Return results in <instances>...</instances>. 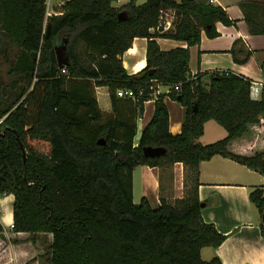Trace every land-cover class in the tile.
Here are the masks:
<instances>
[{"label":"trees","instance_id":"obj_1","mask_svg":"<svg viewBox=\"0 0 264 264\" xmlns=\"http://www.w3.org/2000/svg\"><path fill=\"white\" fill-rule=\"evenodd\" d=\"M114 1L63 0L62 12L47 16L46 0H0V195H14L11 231L43 234L48 264H223L200 253L225 235L201 215L199 162L220 154L264 174V149L243 155L228 147L264 118V97L253 99L250 79L240 74L214 72L204 83L189 75L188 63L201 31L215 36L217 21L234 20L200 0ZM162 11L173 12L167 29ZM134 37L147 39L146 64L128 74L122 54ZM157 37L187 46L162 50ZM237 43L231 53L242 63L250 51L236 50ZM56 44L66 45L62 67ZM98 85L108 87L110 115L98 107ZM162 85L185 108L181 131H169V112L158 95L135 145L143 103ZM120 88L136 94L126 97L125 112ZM209 119L226 135L202 144L196 139ZM146 146L166 152L145 156ZM175 162L183 163L190 181L182 198L157 207L146 197L133 201L135 166ZM249 200L262 216L264 189L251 190Z\"/></svg>","mask_w":264,"mask_h":264},{"label":"crops","instance_id":"obj_2","mask_svg":"<svg viewBox=\"0 0 264 264\" xmlns=\"http://www.w3.org/2000/svg\"><path fill=\"white\" fill-rule=\"evenodd\" d=\"M62 1L52 0L49 7L51 15L62 12L59 8ZM127 1L117 0L113 5L120 6ZM144 1L137 0V3ZM200 1L221 6L234 23L228 25L217 21L213 28L215 36H208L205 31H201L199 43L189 47V75L197 76L207 83L210 74L214 72L240 74L250 79L251 83H257V96L253 99L264 97V0ZM156 41L162 50L187 46L184 41L172 38L157 37ZM235 41H238L236 50L250 51L245 62L235 61L231 53ZM146 47V37H134L129 48L124 51L122 64L128 74H134L145 66ZM166 91L167 86H159L157 91L144 101L142 114L136 119L135 145L143 128L153 116L158 95L164 96L169 112V131L172 134L181 131L185 108L177 100L170 98ZM94 96L100 110L106 115L112 114L108 87L95 86ZM118 99L121 100L122 111L125 112V106L130 105L128 98L118 96ZM225 135L226 130L209 119L204 123L203 134L196 141L207 144ZM228 147L231 151L243 155L263 150L264 118H261L259 123L250 125L248 130L233 139ZM185 176L182 162L162 166L137 165L132 171L133 201L136 191L139 192V198L146 197L152 207L160 205L162 200L173 202L182 198L185 189L190 186L188 179L184 182ZM198 181V197L203 203L201 215L225 235L217 247L210 246V250L202 248L201 251H208L206 253L209 259L214 255L218 256L223 264H264L262 216L249 200L251 190L256 187L264 189V174L251 170L229 157L215 154L210 159L199 162ZM13 200L12 193L0 195V220L3 225L1 233L11 230ZM6 211L9 212L8 215Z\"/></svg>","mask_w":264,"mask_h":264},{"label":"rangeland","instance_id":"obj_3","mask_svg":"<svg viewBox=\"0 0 264 264\" xmlns=\"http://www.w3.org/2000/svg\"><path fill=\"white\" fill-rule=\"evenodd\" d=\"M51 2L52 0H50V5ZM168 20H173V12H161V21L167 22ZM186 180L187 178L185 176L184 182ZM189 187L185 189V192ZM138 195L139 192L136 191L135 203L140 201ZM47 242L48 240L43 234L16 233L11 230L7 233H0V264H48L45 255ZM210 248V246L203 247L204 250H210ZM201 252V257L204 260H208L209 256L206 253L208 251Z\"/></svg>","mask_w":264,"mask_h":264},{"label":"water","instance_id":"obj_4","mask_svg":"<svg viewBox=\"0 0 264 264\" xmlns=\"http://www.w3.org/2000/svg\"><path fill=\"white\" fill-rule=\"evenodd\" d=\"M122 13L119 14V17L122 18ZM49 32V26H47V35ZM66 45L65 44H56L55 45V51H56V57H57V63L59 67H62L63 65L68 63V55L65 53ZM194 110H196V106H194ZM99 144H103L104 141L102 139H99L97 141ZM20 146L22 148V154L23 159L25 158V151L23 149V145L20 143ZM143 152L145 156H159L161 154H164L166 152V149L164 147H151L146 146L143 147ZM203 206V203L201 204V207ZM262 223H263V230H264V213L262 215Z\"/></svg>","mask_w":264,"mask_h":264},{"label":"built area","instance_id":"obj_5","mask_svg":"<svg viewBox=\"0 0 264 264\" xmlns=\"http://www.w3.org/2000/svg\"><path fill=\"white\" fill-rule=\"evenodd\" d=\"M49 5H50V0H46V15L47 16L51 15L49 12ZM162 13H163V11H162ZM162 25H163L164 29H167L171 25V20L170 21L168 20L167 22L165 21L164 24H162ZM61 71L66 72V70L64 68H62ZM224 73L227 74L228 72H224ZM257 88L258 87H257L256 82H252L250 84V92L249 93H250V96L252 98L257 96ZM174 89L179 90V85L178 84L174 85ZM167 91H168V87H167ZM116 93L118 96H121V97H130L133 99L136 98V94H135L133 89H122V88H120V89H117Z\"/></svg>","mask_w":264,"mask_h":264},{"label":"bare ground","instance_id":"obj_6","mask_svg":"<svg viewBox=\"0 0 264 264\" xmlns=\"http://www.w3.org/2000/svg\"><path fill=\"white\" fill-rule=\"evenodd\" d=\"M8 205L10 206L9 203H8ZM0 206H1V205H0ZM1 208H2V207H1ZM10 208H11V207H10ZM7 209H8V211H9V208H7ZM6 212H7V211H6ZM6 212H5V213H6ZM8 213H9V212H7V215H8ZM10 215H11V214H10ZM4 216H5V215H4ZM5 217H6V216H5ZM6 218H7V217H6Z\"/></svg>","mask_w":264,"mask_h":264}]
</instances>
